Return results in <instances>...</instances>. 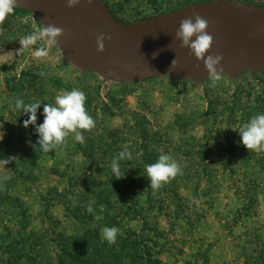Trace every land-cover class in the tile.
I'll use <instances>...</instances> for the list:
<instances>
[{
    "label": "rangeland",
    "instance_id": "374dc122",
    "mask_svg": "<svg viewBox=\"0 0 264 264\" xmlns=\"http://www.w3.org/2000/svg\"><path fill=\"white\" fill-rule=\"evenodd\" d=\"M103 1L119 20L132 22L206 0ZM226 1L264 7V0ZM43 27L19 8L0 25V159L16 158L0 163V264L49 261L59 251L57 239L85 234L100 212L121 234L136 230L143 258L137 264H264V150H248L238 133L264 114V71L223 74L215 87L208 77L171 75L131 83L84 71L58 44L45 58L33 55L43 41L20 51L19 40ZM74 88L86 94L95 127L83 133V144L69 136L44 153L36 125L24 127L29 115L9 101L40 102L42 124L44 105ZM125 146L133 159L120 161L116 179L110 164ZM160 149L183 173L154 193L144 169ZM96 179H115L119 189L98 187ZM101 191L108 207L96 203ZM29 239L35 251L23 253Z\"/></svg>",
    "mask_w": 264,
    "mask_h": 264
},
{
    "label": "water",
    "instance_id": "95a60500",
    "mask_svg": "<svg viewBox=\"0 0 264 264\" xmlns=\"http://www.w3.org/2000/svg\"><path fill=\"white\" fill-rule=\"evenodd\" d=\"M65 5L66 0H17L15 8L29 11L43 25L63 28L59 48L87 72L110 73L131 83L163 75L205 80L209 74L203 62L189 55V49L181 48V41L175 38L181 19L194 13L210 22L207 31L214 43L209 54L224 57L223 74L264 71V7L242 9L230 1L206 0L124 22L103 0H93L91 4L81 0L74 8ZM93 33L112 37L105 41V52H97ZM174 59L178 65L171 69Z\"/></svg>",
    "mask_w": 264,
    "mask_h": 264
},
{
    "label": "clouds",
    "instance_id": "9594fccd",
    "mask_svg": "<svg viewBox=\"0 0 264 264\" xmlns=\"http://www.w3.org/2000/svg\"><path fill=\"white\" fill-rule=\"evenodd\" d=\"M80 2L81 0H66L65 6L74 8ZM92 2L93 0H88L89 4ZM16 5L17 0H0V25L4 23L8 15L14 12ZM209 26L210 22L206 18L194 13L191 17L181 19L175 38L181 41V48L189 49V55H193L197 60L203 62L209 74L210 86L215 87L223 78L224 69L221 65L224 57L216 53L209 54L214 43V37L207 31ZM63 35L64 29L57 27L55 24L35 28L31 34L19 40L22 45L20 51L28 49L38 41H43V46L38 47L33 55L38 59L45 58L49 55L50 50L57 45L58 38ZM93 35L96 36L97 52H105V41H110L112 37L107 33H93ZM177 65L178 61L174 59L171 69H174ZM196 67L199 68V64ZM85 103L86 94L82 90L74 88L71 91L58 94L55 97L54 104L44 105L43 123L37 124V111L41 107L40 102L26 104L22 99H16L14 102L9 101L13 111L19 110L29 115V119L24 121V127L36 125L35 130L39 137L37 149L44 153L63 147L69 136H72L78 143L83 144L85 142L83 133L91 131L95 127V120L86 110ZM238 133L241 137V143L248 150H264V114H257L250 118L248 122L239 127ZM29 143L31 142L29 141ZM159 151L160 155L156 162L146 165L144 169L150 181V188L154 193L170 182L171 179L183 173L180 164L171 155L165 154L163 149ZM14 159L16 158L0 159V163L7 165ZM125 159L128 161L133 159L127 146L111 161L110 167L116 179L122 177L120 161ZM86 210L89 213L93 212L91 204L86 206ZM118 233L119 229L117 227H103L100 234L102 240L107 241L109 245H113L116 243Z\"/></svg>",
    "mask_w": 264,
    "mask_h": 264
},
{
    "label": "trees",
    "instance_id": "16d2710c",
    "mask_svg": "<svg viewBox=\"0 0 264 264\" xmlns=\"http://www.w3.org/2000/svg\"><path fill=\"white\" fill-rule=\"evenodd\" d=\"M92 184H96L98 187L105 186L108 190H110L108 186H111V188L117 191L119 189L115 179L109 181L96 179L92 181ZM106 192L101 191L97 195L98 199L96 203H103L108 207L111 201H109ZM122 194L120 192L118 197L125 201L126 197ZM99 214H103L101 220H96L94 223L95 227L87 229L85 234H71L68 237L57 239L59 251L54 256H51L49 261H40L37 258L31 259H36V264H137L138 258L143 260L137 254L138 242L136 239H138V234L136 230L130 229L125 235L119 232L116 243L113 245H109L107 241L101 239V229L103 227H110L111 221L108 219L109 213L100 212ZM90 216L91 218L94 217L93 215ZM29 244H31L30 239L27 244L22 246L23 253L35 251V246ZM150 260H147L146 264H158L155 260Z\"/></svg>",
    "mask_w": 264,
    "mask_h": 264
},
{
    "label": "bare ground",
    "instance_id": "6f19581e",
    "mask_svg": "<svg viewBox=\"0 0 264 264\" xmlns=\"http://www.w3.org/2000/svg\"><path fill=\"white\" fill-rule=\"evenodd\" d=\"M252 35H254V34L252 33Z\"/></svg>",
    "mask_w": 264,
    "mask_h": 264
}]
</instances>
